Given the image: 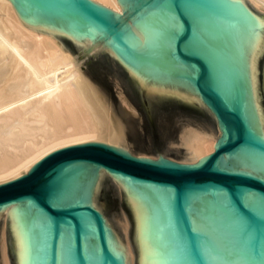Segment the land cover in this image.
<instances>
[{
  "label": "water",
  "instance_id": "95a60500",
  "mask_svg": "<svg viewBox=\"0 0 264 264\" xmlns=\"http://www.w3.org/2000/svg\"><path fill=\"white\" fill-rule=\"evenodd\" d=\"M11 1L110 89L128 139V152L61 146L0 183V206L19 204L26 264H264V12L249 0H118L122 14ZM185 124L218 139L192 163ZM5 242L18 264L9 217Z\"/></svg>",
  "mask_w": 264,
  "mask_h": 264
},
{
  "label": "bare ground",
  "instance_id": "6f19581e",
  "mask_svg": "<svg viewBox=\"0 0 264 264\" xmlns=\"http://www.w3.org/2000/svg\"><path fill=\"white\" fill-rule=\"evenodd\" d=\"M95 1L123 13L118 0ZM249 1L264 12V0ZM121 118L78 57L51 33L26 23L11 0H0V183L67 144L100 141L128 152ZM178 141L184 163L209 154L218 144L213 132L199 126L184 127ZM1 212L10 219L17 262L26 264L19 204L1 205ZM1 259L10 264L4 232Z\"/></svg>",
  "mask_w": 264,
  "mask_h": 264
},
{
  "label": "rangeland",
  "instance_id": "374dc122",
  "mask_svg": "<svg viewBox=\"0 0 264 264\" xmlns=\"http://www.w3.org/2000/svg\"><path fill=\"white\" fill-rule=\"evenodd\" d=\"M81 63H82V67L84 68L85 72L90 76V78L92 80H94L101 87V89L106 93V95H108V97L110 99V102L112 104V108H113L114 113H116L119 117H121L119 112L117 111V109L115 107L114 100H113V95H112L110 89L104 83H102L100 80L95 78L92 75V73L90 72L89 68L82 61H81ZM121 119H122V121L124 123L123 118H121ZM186 126L187 127L188 126L197 127V125H194V124H185V125H183L182 128L179 131L178 137H179L181 131L183 130V128L186 127ZM127 144H128V139H127ZM183 157H184V151L182 152L181 159ZM119 216H120V220H121V226H122V233H123L124 243H128L130 248H131V251H132V247H131V244H130L129 239H128L129 219H128V215H127L125 209H121L119 211ZM5 220H6V215H5L4 212H1L0 213V260H1V264H2V259H1V237H2V232H4V238H5ZM124 223H127V228L126 229L124 227ZM124 230H126V231H124Z\"/></svg>",
  "mask_w": 264,
  "mask_h": 264
}]
</instances>
